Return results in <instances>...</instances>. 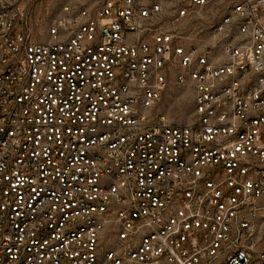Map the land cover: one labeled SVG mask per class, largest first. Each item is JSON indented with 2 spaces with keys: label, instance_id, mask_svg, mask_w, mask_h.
<instances>
[{
  "label": "built area",
  "instance_id": "2783aa9c",
  "mask_svg": "<svg viewBox=\"0 0 264 264\" xmlns=\"http://www.w3.org/2000/svg\"><path fill=\"white\" fill-rule=\"evenodd\" d=\"M211 1L65 5L41 40L0 0V264H264V0L177 29Z\"/></svg>",
  "mask_w": 264,
  "mask_h": 264
},
{
  "label": "rangeland",
  "instance_id": "374dc122",
  "mask_svg": "<svg viewBox=\"0 0 264 264\" xmlns=\"http://www.w3.org/2000/svg\"><path fill=\"white\" fill-rule=\"evenodd\" d=\"M30 12L33 32L38 39H45L52 21L59 15L61 8L70 5L74 8L92 7L94 0H25ZM237 0H212L208 5L199 7L193 17L185 19L178 25L179 30L201 29V35L207 36L208 31L225 15L230 13ZM196 32V31H195ZM184 92V93H182ZM182 93V94H181ZM192 91L180 87L174 79L168 84L157 112L165 115L169 121L184 124L193 116ZM264 235V220L262 222Z\"/></svg>",
  "mask_w": 264,
  "mask_h": 264
},
{
  "label": "bare ground",
  "instance_id": "6f19581e",
  "mask_svg": "<svg viewBox=\"0 0 264 264\" xmlns=\"http://www.w3.org/2000/svg\"><path fill=\"white\" fill-rule=\"evenodd\" d=\"M182 93H184V92H182ZM182 93H181V94H182Z\"/></svg>",
  "mask_w": 264,
  "mask_h": 264
}]
</instances>
